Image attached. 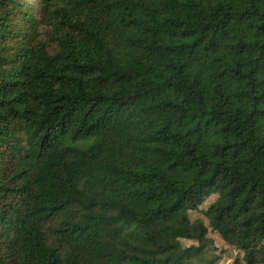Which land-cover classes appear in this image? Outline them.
I'll use <instances>...</instances> for the list:
<instances>
[{"label": "trees", "instance_id": "16d2710c", "mask_svg": "<svg viewBox=\"0 0 264 264\" xmlns=\"http://www.w3.org/2000/svg\"><path fill=\"white\" fill-rule=\"evenodd\" d=\"M209 230L264 264V0H0V264H214Z\"/></svg>", "mask_w": 264, "mask_h": 264}, {"label": "rangeland", "instance_id": "374dc122", "mask_svg": "<svg viewBox=\"0 0 264 264\" xmlns=\"http://www.w3.org/2000/svg\"><path fill=\"white\" fill-rule=\"evenodd\" d=\"M28 2L30 4H35L36 0H28ZM214 198L215 195H211L210 197L205 199L204 203L200 205L198 209L191 211V219L201 218L207 224V221L204 218L202 211ZM208 237L213 240L216 252L220 254L219 259L214 264H232V262L242 256L241 251L227 245L216 232L209 230ZM186 243L190 244L191 242L187 241Z\"/></svg>", "mask_w": 264, "mask_h": 264}]
</instances>
